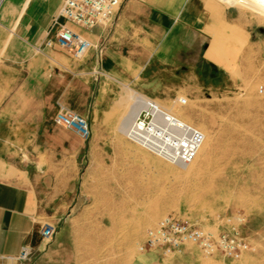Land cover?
Returning a JSON list of instances; mask_svg holds the SVG:
<instances>
[{
  "label": "rangeland",
  "instance_id": "374dc122",
  "mask_svg": "<svg viewBox=\"0 0 264 264\" xmlns=\"http://www.w3.org/2000/svg\"><path fill=\"white\" fill-rule=\"evenodd\" d=\"M215 1L234 10L244 34L230 24L219 41L211 32L207 58L218 64L228 59L229 73L152 67L153 89H170L152 99L206 133L209 151L187 171L130 142L120 123L131 109L132 91L121 87L91 127L95 135L112 136L109 156L83 165L72 204L47 221L55 247L48 250L50 241L43 242L46 257L33 247L20 264H264V1ZM229 39L241 44L230 46ZM216 43L219 59L213 56ZM236 214L244 217L240 233L249 243L240 259L206 256L193 244L165 254L138 250L146 232L166 216L210 226Z\"/></svg>",
  "mask_w": 264,
  "mask_h": 264
},
{
  "label": "crops",
  "instance_id": "0c3cea01",
  "mask_svg": "<svg viewBox=\"0 0 264 264\" xmlns=\"http://www.w3.org/2000/svg\"><path fill=\"white\" fill-rule=\"evenodd\" d=\"M61 1L0 0V264L13 262L25 244L43 251L40 225L68 210L83 165L109 156L112 136L95 135L91 127L121 87L132 91V101L138 91L151 98L167 93L168 85L152 87L155 64L229 73L228 59L207 58L211 32L219 41L230 24L243 34L234 10L215 0H121L114 19L92 29L57 16ZM59 25L93 47L80 59L45 47ZM240 44L229 39L230 46ZM220 46L213 51L218 59ZM59 102L88 119L89 139L55 123ZM55 243L56 237L48 250Z\"/></svg>",
  "mask_w": 264,
  "mask_h": 264
},
{
  "label": "built area",
  "instance_id": "2783aa9c",
  "mask_svg": "<svg viewBox=\"0 0 264 264\" xmlns=\"http://www.w3.org/2000/svg\"><path fill=\"white\" fill-rule=\"evenodd\" d=\"M120 5L121 0H62L57 16L84 29H92L110 23ZM53 45L67 51L75 59L82 58L93 47L89 40L64 25H59L54 37L45 41V47ZM186 101V98L178 99L182 105ZM57 106L55 123L83 140L89 139L91 129L87 118L60 102ZM122 132L130 142L178 166L191 163L204 141V134L197 127L171 113L154 99L138 93L133 98L130 121ZM243 222L241 214L226 216L220 223L210 226L193 219L166 216L146 232L138 250L141 253L162 250L165 254L193 244L206 256L220 255L237 260L249 249V243L240 233ZM52 235L51 223L40 225V243L49 242ZM32 250L31 244L23 245L18 257L6 264H20Z\"/></svg>",
  "mask_w": 264,
  "mask_h": 264
},
{
  "label": "bare ground",
  "instance_id": "6f19581e",
  "mask_svg": "<svg viewBox=\"0 0 264 264\" xmlns=\"http://www.w3.org/2000/svg\"><path fill=\"white\" fill-rule=\"evenodd\" d=\"M26 5V4H25ZM126 95V94H125ZM126 97V96H125ZM127 97H128V95H127ZM131 97V96H130ZM133 102V101H132ZM131 107H132V104H131ZM168 111H169V109H168ZM173 114H175L176 116H179V114H177V113H173ZM130 118H131V109L128 111V113L123 117V119H122V121H121V123H120V129L121 130H123V129H125L126 127H127V125H128V123H129V121H130ZM204 134V133H203ZM210 142H212V139H210V138H208L207 137V135H206V133L204 134V141H203V143H202V145H201V147H200V149H199V151H198V154H197V156H196V158L191 162V163H189L188 165H186L187 166V168H188V170L187 171H190L191 170V168L193 167V165H194V163L197 161V159L199 158V156L203 153V154H206L208 151H209V144H210ZM183 167V166H182ZM149 221V220H148ZM147 221V222H148ZM148 224H149V222H148ZM208 264V263H207Z\"/></svg>",
  "mask_w": 264,
  "mask_h": 264
}]
</instances>
